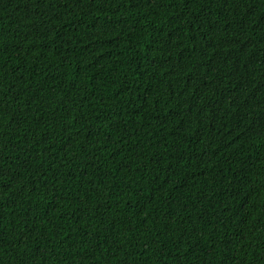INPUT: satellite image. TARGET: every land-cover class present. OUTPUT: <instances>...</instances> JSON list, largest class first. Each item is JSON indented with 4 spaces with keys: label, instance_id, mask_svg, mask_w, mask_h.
<instances>
[{
    "label": "trees",
    "instance_id": "16d2710c",
    "mask_svg": "<svg viewBox=\"0 0 264 264\" xmlns=\"http://www.w3.org/2000/svg\"><path fill=\"white\" fill-rule=\"evenodd\" d=\"M0 264H264V0H0Z\"/></svg>",
    "mask_w": 264,
    "mask_h": 264
}]
</instances>
